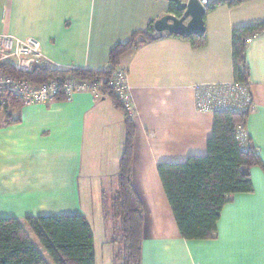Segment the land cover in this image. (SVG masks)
<instances>
[{
	"label": "crops",
	"instance_id": "obj_1",
	"mask_svg": "<svg viewBox=\"0 0 264 264\" xmlns=\"http://www.w3.org/2000/svg\"><path fill=\"white\" fill-rule=\"evenodd\" d=\"M170 13V0H0V35L37 40L53 68L99 72L111 66L114 48ZM205 17L208 42L201 49L165 33L119 59L134 111L133 185L145 213L143 264H264L263 170L252 169L254 192L232 196L209 241L181 237L158 173L161 163L207 154L215 115L197 111L193 87L235 81L232 33L264 21V0L219 7ZM246 51L255 102L246 130L264 162V32ZM9 114L20 122L0 128V218L83 216L93 229L99 264L91 215L99 211L106 226L103 195L118 189L124 112L104 92H82L72 101L61 97L1 110L0 120Z\"/></svg>",
	"mask_w": 264,
	"mask_h": 264
},
{
	"label": "trees",
	"instance_id": "obj_2",
	"mask_svg": "<svg viewBox=\"0 0 264 264\" xmlns=\"http://www.w3.org/2000/svg\"><path fill=\"white\" fill-rule=\"evenodd\" d=\"M249 0H212L211 12L219 7L234 8ZM171 12L175 3L170 0ZM264 32V21L236 28L232 33L234 76L236 81L249 82L246 46L249 37ZM172 36V35H171ZM152 23L148 30L132 35L131 40L110 53V67L104 71L56 69L52 66L35 68L30 73L19 72L9 66L5 70L19 80L40 84L55 77L73 75L81 80L99 81L101 92L108 94L125 114L126 136L120 160L118 189L103 195V214L110 241L114 248V262L143 264L145 213L133 185V154L135 126L131 116L121 106L111 87L112 73L119 69L121 56L143 44L160 40ZM191 42L195 49L207 45V37H180ZM59 99V98H58ZM24 104L11 94L0 95V111L20 109ZM249 113H215L212 137L207 142L205 156H193L181 163H161L158 173L165 188L179 233L187 241H209L216 238L217 226L225 206L238 194L254 192L251 172L264 171V162L257 148L248 138L246 150L239 145L237 128L245 130ZM9 114L3 125L19 123ZM247 132V130H246ZM31 234L39 242L53 264H96L93 229L83 216L28 218L24 222L14 218H0V264H50L37 247Z\"/></svg>",
	"mask_w": 264,
	"mask_h": 264
},
{
	"label": "built area",
	"instance_id": "obj_3",
	"mask_svg": "<svg viewBox=\"0 0 264 264\" xmlns=\"http://www.w3.org/2000/svg\"><path fill=\"white\" fill-rule=\"evenodd\" d=\"M207 9L212 0H200ZM253 41L249 37L247 45ZM5 66L22 73H30L35 68L49 67L50 61L44 55L37 40L22 41L13 36L0 35V95L11 94L18 97L24 105L48 104L63 97L72 101L76 94L82 92L100 93L102 83L92 80H81L73 75L55 77L44 83L35 84L19 80L10 75ZM74 71V70H73ZM111 87L119 98L123 109L131 116L133 104L130 96L128 74L123 69L112 73ZM194 101L198 112L215 113H251L255 106L252 89L248 82L233 81L226 84H202L193 87ZM239 145L248 148L249 135L246 130L237 128Z\"/></svg>",
	"mask_w": 264,
	"mask_h": 264
},
{
	"label": "water",
	"instance_id": "obj_4",
	"mask_svg": "<svg viewBox=\"0 0 264 264\" xmlns=\"http://www.w3.org/2000/svg\"><path fill=\"white\" fill-rule=\"evenodd\" d=\"M175 10L159 19L154 24V30L161 36L165 33L177 37H203L206 33L205 14L207 9L198 0L183 3L173 0Z\"/></svg>",
	"mask_w": 264,
	"mask_h": 264
},
{
	"label": "rangeland",
	"instance_id": "obj_5",
	"mask_svg": "<svg viewBox=\"0 0 264 264\" xmlns=\"http://www.w3.org/2000/svg\"><path fill=\"white\" fill-rule=\"evenodd\" d=\"M68 70L73 71V70H78V69H68ZM107 186L110 188L111 186L110 181L106 182L105 188ZM96 202H97V198H96ZM98 215H99V211H98V214L96 213V216L91 215L93 226H94L93 228H94L95 236H96L98 263L99 264H113L112 263V251L114 248H113V245L110 244V237L106 236L107 228L102 222V219L99 221ZM109 228H108V232L110 233ZM117 264H122V262H117Z\"/></svg>",
	"mask_w": 264,
	"mask_h": 264
}]
</instances>
